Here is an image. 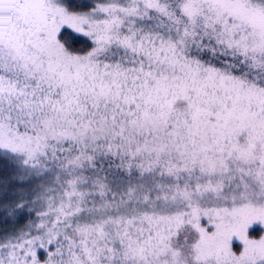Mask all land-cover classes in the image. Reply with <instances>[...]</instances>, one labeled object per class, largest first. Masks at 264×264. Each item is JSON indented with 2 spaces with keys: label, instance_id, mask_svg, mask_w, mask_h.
I'll list each match as a JSON object with an SVG mask.
<instances>
[{
  "label": "rangeland",
  "instance_id": "1",
  "mask_svg": "<svg viewBox=\"0 0 264 264\" xmlns=\"http://www.w3.org/2000/svg\"><path fill=\"white\" fill-rule=\"evenodd\" d=\"M161 1L0 0V264H264V0Z\"/></svg>",
  "mask_w": 264,
  "mask_h": 264
},
{
  "label": "trees",
  "instance_id": "2",
  "mask_svg": "<svg viewBox=\"0 0 264 264\" xmlns=\"http://www.w3.org/2000/svg\"><path fill=\"white\" fill-rule=\"evenodd\" d=\"M159 2L163 3L161 0H158V2L153 5L154 8H152V9L149 8V15L150 16L154 15L155 12L159 9L160 5H157ZM165 7L168 8V5ZM149 19L152 20L151 17ZM78 148L79 149L77 151V154L79 157L81 156L80 160H79V163H81L80 168L84 166V167H86V169L84 168L83 171L80 170L77 172H78L79 177L82 179L81 182H83L85 185L89 183L90 177H91V180L93 182V179L95 180L96 176L99 174L101 175V177H105L107 180L113 179L116 181L126 182L127 180H129L128 179L129 177L135 178V177H133L134 172L139 173V166L135 163H134V165L130 164L133 171L116 170L115 169L116 163L124 160L125 157L122 155H119V154H115L114 151L110 150L111 151V153H110L107 150V151H105L106 154H102L101 156L98 157V154H97L98 152L95 150H92L90 148H83L81 146H79ZM94 155H96L95 159L93 158L92 160H90V157H93ZM81 158L84 160H82ZM65 181H66V184H64ZM68 181H69V179H64V182H62V184L60 186L58 185L60 190L63 188L64 189L67 188ZM17 183L18 182H16V184ZM21 185L22 184L19 183V185L17 187H20ZM89 193H91V192H89ZM61 196H63L62 192H60V197ZM118 196H119L118 194L109 195V196H103L101 194L100 195L98 194V195H95L92 197V201H93V204H96V203L97 204H103L104 202L108 203V199H109L110 203H112L113 201L116 202V200L117 201L119 200ZM85 202L88 203L89 198H87ZM19 210L20 209H17L15 214L11 215V217L5 223H3V225H0V237H8L9 235H12V234H18V235L19 234H27L26 233L27 228H25L24 226H26L25 225L26 222H28V220L30 221V219H32V217L27 218L26 217L27 215H25V214L31 213V215H29V216H32V213L34 211L30 212V211L21 210L19 212ZM18 212H19V214H18ZM27 235L32 236L33 234H27ZM87 242H89L88 239H87ZM40 245H41V247L43 246L42 244H40ZM41 247L38 249L33 248L34 250L31 249V251H29V254L27 255V259L29 260L27 262L28 264H44L47 262L53 263L56 261L55 255L52 253L53 249L49 244H45V247H43V248H41ZM95 247L98 249V247L95 245L92 248H95ZM106 252H108L107 249H105L103 253H106ZM87 253L88 254L89 253L94 254L95 252L89 251ZM105 257L101 256V258L99 260L95 261L94 264H109V263L105 262V260H104ZM27 259L22 258V260H27ZM76 261H77L76 264H79V263L82 264V258L77 257ZM69 263L75 264V261H72V258H71Z\"/></svg>",
  "mask_w": 264,
  "mask_h": 264
}]
</instances>
